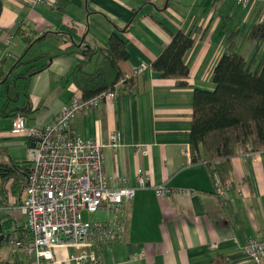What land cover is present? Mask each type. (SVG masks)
Segmentation results:
<instances>
[{"label":"crops","instance_id":"crops-1","mask_svg":"<svg viewBox=\"0 0 264 264\" xmlns=\"http://www.w3.org/2000/svg\"><path fill=\"white\" fill-rule=\"evenodd\" d=\"M53 2L1 0L0 76L5 81L17 76L18 92L15 101H5V82L0 80V147L14 160L26 159L27 138L9 132L11 116L3 109L16 108L25 124L46 123L78 94L70 72L83 57L81 48L105 46L109 33L116 31L126 42L127 57L117 63L126 80L117 83L113 99L74 113L69 125L81 137L100 141L117 130L120 145L103 148V172L111 179L123 176L132 185L142 170L148 181L135 188L131 200L100 206L90 219L84 218L105 232L100 237L94 229L87 249L102 264H252L243 245L250 236L264 235V151L230 155L231 182H218V193L210 168L220 159L191 160L188 138L193 88L214 87L212 70L231 30L241 32L237 52L245 59L252 55L255 43L245 33L261 20L264 0H69L61 13ZM17 23L26 26L24 34L31 29L44 36L24 50L20 36L11 34ZM176 30L192 38L183 54L185 84L160 77L149 67ZM263 49L264 44L257 57ZM100 57H87L84 69L91 71ZM140 63L145 67L132 72ZM31 69V74L21 75ZM10 102L15 105L9 108ZM137 143L145 144L146 151L136 149ZM158 183L171 190L157 195L152 185ZM177 188L182 191L175 193ZM5 212L24 219L15 207L2 208L0 216ZM113 227L117 236L109 237ZM7 247V253L0 252V264L27 261ZM73 251L53 248L57 259Z\"/></svg>","mask_w":264,"mask_h":264},{"label":"trees","instance_id":"trees-1","mask_svg":"<svg viewBox=\"0 0 264 264\" xmlns=\"http://www.w3.org/2000/svg\"><path fill=\"white\" fill-rule=\"evenodd\" d=\"M69 0H54L53 8L61 13ZM1 9V0H0ZM128 25V24H127ZM124 26V28L127 27ZM26 26L17 23L12 28V35H19L24 42V50L34 41L41 39L40 35L31 29L23 33ZM117 31L121 29L116 28ZM241 36L237 29L231 30L225 37L224 50L213 67L211 79L212 89L194 87L192 90L191 121L188 147L193 161L220 159L212 164L210 171L215 175L221 186L231 182V166L228 157L236 151H264V49L257 57L258 50L264 44V14L260 21L252 23L245 37L253 40L255 47L252 55L245 59L236 50V39ZM192 43V38L180 30L170 32L169 41L152 59L149 67L160 77L173 78L176 83L185 84L187 66L183 54ZM126 42L116 31H111L105 46H86L81 48L83 57L77 59L70 72L77 93L81 97H89L96 93L107 91L122 76L118 61L127 57ZM100 53V61L91 71L84 69L87 57ZM19 63L16 60L8 73ZM38 66L36 69L44 67ZM29 70L21 75H29ZM17 76L6 80L5 75L0 80L5 82V101H15L17 98ZM126 80V78H124ZM4 108V106H3ZM16 108L3 114L16 115ZM19 115V114H18ZM22 117V116H21ZM5 148L0 147V207L8 206V195L12 197L14 206L21 202L22 191L29 170L27 159L14 160L7 156ZM28 236V230L22 218H16L8 213L0 216V245L6 243L3 236ZM13 254H18L11 251Z\"/></svg>","mask_w":264,"mask_h":264},{"label":"built area","instance_id":"built-area-1","mask_svg":"<svg viewBox=\"0 0 264 264\" xmlns=\"http://www.w3.org/2000/svg\"><path fill=\"white\" fill-rule=\"evenodd\" d=\"M29 4L42 0H25ZM244 4L247 0H235ZM6 41H9L7 36ZM145 67L137 65L132 72ZM126 75V74H125ZM122 75L111 89L89 97L73 94L68 102L46 123L25 124L16 114L11 118L9 132L27 138L26 159L30 166L22 191L21 202L14 206L8 195V206L23 215L28 236H9L10 251L25 255L26 264H102L87 246L92 243L94 229L101 237L105 232L98 223L82 218L81 212H93L98 207L110 206L131 200L136 187L146 186V172L138 170L135 183L128 185L123 176L111 179L103 172V148L120 145L117 130L109 132L105 141L81 137L69 125L74 113L94 106L100 101H110L116 94V85L127 76ZM135 148L146 151L143 143ZM218 193H222L214 177ZM157 195L171 188L163 183L152 185ZM177 188L175 193L181 192ZM189 192H194L189 190ZM2 208L0 207V214ZM110 234V235H109ZM108 236H117L115 227ZM54 247H71L75 251L63 259L54 256ZM243 250L252 264L264 262V235L248 237Z\"/></svg>","mask_w":264,"mask_h":264},{"label":"rangeland","instance_id":"rangeland-1","mask_svg":"<svg viewBox=\"0 0 264 264\" xmlns=\"http://www.w3.org/2000/svg\"><path fill=\"white\" fill-rule=\"evenodd\" d=\"M91 62H92V60H91ZM89 69V68H88ZM9 79H12L11 77L9 78ZM15 105V103L14 102H10V103H8V107L10 108V107H12V106H14ZM81 215H82V218H87V219H90L91 217H92V215H93V212H87V211H82L81 212ZM0 252H8V247H7V244L6 243H3L2 245H1V247H0ZM19 260H21V256H19ZM12 264V263H11ZM19 264H26V261H25V263L23 262V261H20V263Z\"/></svg>","mask_w":264,"mask_h":264},{"label":"water","instance_id":"water-1","mask_svg":"<svg viewBox=\"0 0 264 264\" xmlns=\"http://www.w3.org/2000/svg\"><path fill=\"white\" fill-rule=\"evenodd\" d=\"M7 237H8V233H6L4 236H3V240L6 241L7 240ZM2 238V234H0V239Z\"/></svg>","mask_w":264,"mask_h":264}]
</instances>
